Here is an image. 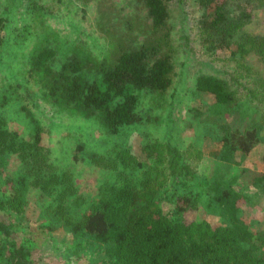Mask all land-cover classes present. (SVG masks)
I'll use <instances>...</instances> for the list:
<instances>
[{
	"label": "rangeland",
	"instance_id": "rangeland-1",
	"mask_svg": "<svg viewBox=\"0 0 264 264\" xmlns=\"http://www.w3.org/2000/svg\"><path fill=\"white\" fill-rule=\"evenodd\" d=\"M217 1L228 20L208 35L201 30L199 0L167 2L169 19L158 30L142 0H0V125L6 132L0 144V202L9 190L5 180L30 177L23 186L28 199L24 213L11 216L0 210V220L28 246L30 264H109V242L84 239L75 247L70 233L58 225L49 229L46 220L56 221L50 217L58 207L66 219L65 206L79 197L83 206L78 210L85 208V198L94 200L102 186L127 170L141 180L152 168V189L176 182L179 191L183 182L196 187L204 178L233 189L245 212L250 210L254 238L245 246L256 244L253 255H264V196L253 186L264 172V141L237 167L215 161L223 132H244L259 117L252 106L261 100L263 105L264 0ZM237 6L250 14L249 21H238ZM239 25L234 39L221 45V38ZM242 35L255 41L246 40L251 50L246 57L235 41ZM139 50H147L151 62L170 59L171 83L164 92L130 90L137 98L138 122L115 131L104 124L102 111L79 108L70 94L76 83V100L88 85L102 88L103 73L115 67L120 55ZM201 75L223 80L238 98L253 97V102L213 113L212 98L196 89ZM244 110L254 112L253 118L242 117ZM147 146L154 149L148 153ZM157 158L162 161L154 167ZM41 179L51 195L33 186ZM174 195L162 192V214L173 212L169 200ZM207 198L201 196L198 209L184 213L183 221L212 229L230 226V218L207 208Z\"/></svg>",
	"mask_w": 264,
	"mask_h": 264
},
{
	"label": "trees",
	"instance_id": "trees-1",
	"mask_svg": "<svg viewBox=\"0 0 264 264\" xmlns=\"http://www.w3.org/2000/svg\"><path fill=\"white\" fill-rule=\"evenodd\" d=\"M170 1L142 0L154 29L166 26L169 19L166 3ZM198 5L201 11V30L204 33L214 34L228 20L222 13V2L199 0ZM237 10L238 21L250 18V14L238 6ZM240 28L241 25L232 27L233 33L222 37L220 44L222 45L227 38L228 41L233 40L235 34L241 31ZM246 40H249L250 44L255 42L245 35L235 40L243 57L249 55L251 51L246 48ZM211 48H208L209 51ZM171 72L172 65L167 57L151 62L147 50L125 52L120 55L111 71L103 73L102 88L97 84L88 85L85 95L82 96L83 100L82 98L76 100V95L80 93L76 83L70 98L72 97V101H76V105L81 109L102 111L104 124L116 131L119 127L132 126L138 122L139 118L135 112L137 98L130 90L149 89L164 92L170 86ZM196 89L212 98L215 105L212 112L216 114H222L223 109L232 106L243 107L246 104L244 100H248L247 103L253 102V97L238 98L236 91H230L226 83L215 76H199ZM119 97L120 100L116 102ZM260 103L262 100L252 106L258 113V119L255 122L251 120L250 126L248 125L244 132L234 131L230 135L229 132H223L219 140L222 144L221 152L216 156V162L237 167L257 144L264 141V100L263 105ZM244 111L242 117H249L254 113L247 114V111ZM252 118L251 116L250 119ZM5 136L6 132L0 125V144ZM152 149L154 148L149 146L144 148L148 153ZM161 161L162 159L157 158L154 167ZM151 172L153 168L143 173L141 180L135 179L134 170L119 174L118 181L109 186H102L94 200L89 201L85 198V208L80 211L78 209L83 206L82 198L73 199L64 208L67 213L66 219L63 217V208L58 207L59 210L50 217L54 221L56 216V221L50 220L48 223L46 220L47 227L49 229H54L53 225L62 227L71 234L75 247L82 244L84 239L90 244L109 242L110 246L105 249L109 264H264V255L261 254L262 257L253 255L256 244L245 246L254 238V234L249 230L247 212L250 210L247 208L245 212L238 193L224 183L208 178L201 180L202 183L196 184V187L188 181L183 182L179 191L174 186L176 182H171L168 187L156 184L157 188L152 189ZM25 176V179L14 182L10 179L5 180L9 190L4 201L0 202V210L5 214L19 216L28 207L23 186L30 177ZM33 186L42 191V195L53 193L44 179ZM253 186L257 195L264 196V172ZM164 190L165 192L171 190L176 194L169 200L175 205L170 214H162ZM201 196L208 197L207 208L210 211L216 209L223 216L230 218V226L212 229L208 225L197 223L189 225L183 221L184 213L188 214L198 209L197 203ZM4 213L2 216H5ZM7 218L10 220L9 216ZM195 226L198 228L193 229ZM12 232L6 220H0V259H4V264H30L28 246L19 239L16 240ZM89 264L93 262L90 261Z\"/></svg>",
	"mask_w": 264,
	"mask_h": 264
}]
</instances>
